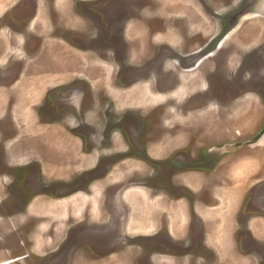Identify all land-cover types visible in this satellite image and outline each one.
I'll list each match as a JSON object with an SVG mask.
<instances>
[{"label": "rangeland", "instance_id": "374dc122", "mask_svg": "<svg viewBox=\"0 0 264 264\" xmlns=\"http://www.w3.org/2000/svg\"><path fill=\"white\" fill-rule=\"evenodd\" d=\"M5 1L0 0L5 3L0 11L9 4V0ZM10 1L14 6L0 19V47L6 46L3 43L5 25L23 32L27 43L25 50L17 49L0 64V179L4 181L0 180V264H69V260L71 264H264V100L261 107L258 98L249 91H264V7L261 5L264 0H253L254 4L249 3L251 0H240L238 6L246 4L249 6L246 11L256 15L238 18L239 29L230 35L226 34L233 30L232 25L224 23L222 28H212L202 14L210 9L219 10L221 4L230 0H208L201 10L202 16L194 15L203 28L197 34L200 41L213 37L209 42L213 44L226 35L222 50L227 51V69L236 71L239 61H244L245 72L255 68L251 70L253 75L262 74L257 79L247 74L241 81L243 87L239 91L235 89L239 100L218 108L215 104L221 96L202 89L204 75L215 70L211 59L203 60L196 70L190 71L179 69L175 63L178 56L179 64L188 59L178 55L181 52L178 50L191 49L189 38L181 45L179 35L166 31L162 37H154L153 43L139 45L140 48L129 54L134 58L121 64L122 80L120 76L115 79L112 53L116 54L117 49L110 42L111 31L115 29L109 23L113 7L110 1L102 0L105 3L98 11L95 0L85 4L62 0L61 4L67 6L66 12L74 11L75 17L67 18L62 5L60 12L52 7L53 0H44L47 2L44 6L52 12L51 23L57 26L53 31L57 42L49 48L44 47L45 37L49 35L45 12L38 9L43 19L38 17L36 22H28L35 4L43 2ZM149 2L154 3L151 9H159L169 21L174 20L172 17L188 16L181 9L195 14L190 0ZM161 2L170 15L161 10ZM121 3L122 0L115 6L118 11L125 9ZM86 9L94 12L90 14ZM178 12L184 14L176 16ZM85 14L91 17H83ZM29 27L36 33L28 31ZM130 29L131 38L145 40ZM33 35L41 39V46L35 48L32 40L30 48ZM178 42L183 47H175ZM160 46L166 49L163 54L171 53L166 69L176 76L173 84L168 82L174 76H161L158 71L153 76L141 75L143 80L138 75L131 79L129 68L139 67L138 63L147 58L155 59L158 53L154 51ZM255 49L263 50L262 62L255 65L245 62L249 52ZM218 72L220 68L216 69ZM147 77H152L151 85L162 93V99L157 102L158 95L143 91L148 88L144 85ZM222 81L225 84L226 80ZM183 82L189 87H184L178 98H172L168 94L170 90ZM74 92L84 93L82 119L102 122L103 126L108 122L115 125L117 141L123 137L129 145L127 153L105 155L108 165L112 166L105 179L92 183L101 190L100 205L97 199L93 208L95 214L84 209L87 206L79 200L81 196L83 199L84 192L90 193L87 173L95 160H85L80 154V149H89L86 142L75 145L76 133L71 131L73 125L68 121L76 113L59 111L62 109L59 106L67 101L68 105L72 104L69 96ZM142 95L148 103L139 99ZM190 100L193 102L187 104ZM187 105H192L194 110L189 111ZM165 108L174 109L175 116L164 112ZM201 111L207 113L181 117ZM193 122L196 123L193 125ZM143 133L146 140L140 138ZM241 142L244 144L239 145ZM137 143L147 147L148 157ZM214 143L225 154L211 161L206 148ZM186 144L189 145L185 147ZM116 147L124 145L117 142ZM119 155H131L134 156L131 159L138 161L128 166L125 162L131 160L120 162ZM8 175L13 178L12 182ZM120 184L139 185L144 197L149 198L148 228L152 229L146 231L148 236L129 237L120 222L126 208L121 204L111 205L112 199L109 202L112 189L103 187ZM136 198L132 201L138 208L133 205L132 214L135 216L137 212V220L141 222L143 210ZM105 214L111 219L104 221ZM176 217H180L178 222ZM248 217L246 231L241 223ZM219 218H224L225 227L234 228L229 247L223 242L208 240L206 235ZM171 224L176 229L169 231Z\"/></svg>", "mask_w": 264, "mask_h": 264}, {"label": "flooded vegetation", "instance_id": "af4514ba", "mask_svg": "<svg viewBox=\"0 0 264 264\" xmlns=\"http://www.w3.org/2000/svg\"><path fill=\"white\" fill-rule=\"evenodd\" d=\"M78 1H81L85 4L86 1H89V0H78ZM95 1H96L95 8L97 7L98 11H99V6H101L102 3L110 1L111 4L113 5L112 10H111V14H110L109 23H110V25L115 27V29L111 31V41H110L113 45V48L117 49L116 54L114 52L112 53V50H110V53L113 54L112 62L116 68L114 71V78L115 79H118L119 76H120V79L122 78L123 73H122L121 64H123L124 62L130 61L131 59L134 58L131 55L129 56V54L131 52H133L134 49L140 48L141 46H139V45H141V44H144L145 46H147L148 43H153L154 37L160 38V37H162V34L164 32L166 33V31H168V33L169 32H175L177 35H179V40H180L181 45L183 43L187 42V38L190 39V47H191L190 50H182V49L178 50V51H181V52H178V55L187 56L186 58H188V59H186L185 62H182L181 64H179L180 58H179V56L176 57L175 63L178 65L177 67L179 69L185 70V71L186 70H188V71L196 70L197 67L199 66V64L207 58H210L211 61L213 62V65L215 66L214 67L215 70L212 73L204 75L203 78L205 81V87L202 89H204L205 91L207 90V92L212 94V95L218 94L221 96L220 100L217 99L218 101H216L217 103L215 104V106L217 108L220 106L222 107L223 105H226L228 103H231L232 100H234V102H237L239 100L238 99L239 98V92H237V91H239L243 87L242 82L244 81L245 76H247V74L250 77H253L254 79H257V77H260L262 75L261 72H258V75H253L251 70H253L255 68H251L250 71L245 72V66L243 64L244 61L243 62L239 61V63L237 64V66L235 68V69H237L236 71L232 72V70L227 69V65H228L227 64V57L228 56H227V51L222 50V48H223L222 47V41H223L222 39L226 35H230L232 32L239 29V25L236 24L232 28L233 30H231L230 33H227L226 35H224L219 40H216L213 44L212 43L209 44V42L213 39V37H211L209 40H206V41H200L197 37V34L199 33V31L203 28H202V26H200V24H197L196 19L194 18V15L202 16V14H203L205 17L208 18V21L211 22L212 28H214V27L222 28L224 23H226L227 25L233 26V24L235 22H237V18H239L240 16L242 17L244 14L243 12L240 13V11H243L242 9H239V10L235 9L240 4V0H230L226 4H224V3L221 4L222 6L219 10H211L210 9L209 10L210 12L205 11L203 13L201 12V10L204 9L203 7H205V4H208V0H190L191 1L190 5H191L192 9L194 10L195 14L191 15L188 13L189 10L181 9V11H185L184 13H187L188 16L185 15L183 12L182 13L184 15L178 12L179 14L176 13L175 14L176 16H179L180 14L183 16L172 17V18H174V20H171V21H169L170 18L165 17V14L164 15L161 14L163 12H161L159 9H156V8L151 9L150 7L154 3H150L149 2L150 0H122L121 4H123L125 6V9L123 11H121L122 9H120L119 11L117 9H115L116 4L118 3V1H121V0H104L105 2H103L102 0H95ZM10 2L11 1L9 0V4L0 11V19L3 18L5 16V14L14 6V3H12V2L10 3ZM40 2H43V3L35 4L34 11L31 14V19L28 22H29V24H32V23H34L35 20L38 19V17L40 19H43V15L40 13L41 11H39L38 9H42V11L45 12V14L47 16V20H48V24L46 25V27H47V31L49 32V35H46V37H45L46 40H45L44 47L49 48L52 45H54L55 41L57 42V40L54 38L55 35L53 34V31H55V28L57 26H55L54 23H51V20L53 19L52 18V12L48 9V6L45 7L47 5V2H45L44 0H41ZM61 3H62V0H53L52 7H55L57 10H59L61 12V5H62V9L65 10V15H68L67 18H74L75 15H72V14H74V11H73V13L69 14L68 12H66V8H67L66 4H61ZM44 4H45V6H44ZM261 5L264 7V4H261ZM160 8H161V10H164V12L167 15H170L164 9L163 2L160 3ZM86 10L90 14H92L94 12V11L89 10V9H86ZM236 12H238V14H236ZM87 16L89 18L91 17V15H86V14L83 15V17H87ZM78 23H79V21H78ZM58 27H61L60 24L58 25ZM5 28L7 31L5 30L6 33H5V36L3 38V43H5L6 46L0 47V64L3 63L5 59L10 58L13 54H15L17 49L18 50L19 49L25 50L24 46L27 43V38L23 32H20L18 30L13 31L11 29V27L8 25H5ZM129 28H131L130 30L134 32L135 36H137V37L143 36L145 38V40L141 41L138 38H136L137 40H134V37L131 38L129 36V32H128ZM26 29H27V27H26ZM29 29L30 30H28V31H30L31 33H36L33 30H31L32 29L31 27H29ZM0 30H1V27H0ZM130 33H132V32H130ZM56 36H59V35H56ZM37 37H38L37 35L31 36V38H30L31 40L29 42L30 48L32 47V44H31V42H33L32 40H35V44H36L35 48H37L39 45L41 46V39H39ZM59 37L62 38V40L64 39L61 35ZM1 39L2 38L0 36V40ZM180 43L178 42V45H175V47H177V46L183 47V46L179 45ZM224 44L225 43H223V45ZM260 46H261V44H260ZM164 48H165L164 46H160L157 51H154V52L158 53V56L155 59L153 58V60H149L150 58H147L146 60H143V62L138 63V65H140L139 67L129 68L130 69L129 72L131 73L130 75H132L131 79L134 77V75H138L139 80H143L140 77L141 75H143V76L145 74L151 75L153 73H156V71H158V74H161V76L166 75V74H167L166 77H168V78H171L174 76V78H172L168 82L170 85L173 84V79H175L176 76H175V74L170 72L169 68L166 69V65L168 64V61H170L169 56L171 55V53H170V51L167 50L169 52V56L163 54V52L166 51V49H164ZM32 49H34V46ZM169 49H171V48H169ZM177 49H179V48H177ZM260 49H261V47H260ZM160 52H162V53H160ZM262 52H263V50L258 51L256 49L254 50V52H252V51L249 52V54H248L249 56L246 57L245 62H252L253 65H255L256 63L259 64V62L260 61L262 62V59H263V58H260L262 56ZM217 67L220 68V72H218V73H216V69H218ZM170 73H172V74H170ZM151 76H153V75H151ZM52 78L54 80H58L62 77H60V78L52 77ZM135 79L136 78H134L133 80H135ZM151 79H152V77H147L146 80L144 79L145 80L144 85H147L148 88L144 89L143 91L151 92L153 94L158 95L160 98L155 100L157 102L160 99H162L163 96H162V93L159 92L156 87L154 88L151 85V82H152ZM223 79L226 80L224 82L225 84L222 83ZM202 83H203V81H202ZM184 87L187 88L189 86L184 82H183V84H180V85L178 84L175 88L171 89L168 94L174 99L178 98V96L180 94H182L183 91L185 90ZM249 91L254 93V95L259 100L260 106L262 107V100H264V91L261 92V91H258L256 89L255 90L249 89ZM244 92H247V91H244ZM69 97L71 98L70 100H72L71 101L72 104L68 105L69 101H67L63 106H59L60 108H62L59 111H67V112H65V114L69 113V112H72L73 114L76 113V114H74V118L72 115L73 120L68 121L70 123L72 122V125H73L70 127L71 131L76 133L75 138H77L76 140L78 141V143H76L75 145L76 146H77V144L83 145L82 141L86 142V147L89 149H87V150H81L80 149L79 152L82 156L86 157V158H84L85 160H87V159L89 161L95 160V164L92 166V168L90 170H88L90 172L87 173L89 175L87 187L90 188L93 186L92 183L95 180H98V179L103 180V179H105V176L107 174H109L107 171L111 168L112 165H111V163L108 165L107 160L105 158V155L111 156V155H115L117 153H124V152L127 153V152H129V148H128L129 145L127 144L125 138L123 139V137H120V139H118V141H117V139L115 138V135L117 134L116 130L114 129L115 125L111 126V124H109V122L108 123L106 122L107 124H105L103 126L102 122L100 124H98V123H95L94 121H89V120L86 121L85 119H82L83 115L85 114V111L83 112V110H81V105H82V100H83L82 98L84 97L83 92H78V93L74 92V94L70 95ZM242 98H244V97H242ZM139 99L144 101V103L149 102L145 98L144 95H142V97ZM192 102H193V100H190L189 102H187V104H191ZM162 104H163V102L160 103V105H162ZM67 106L69 108H67ZM72 107H74V108L77 107V108H75L76 109L75 110ZM70 108L74 109V111H69ZM166 109L167 108L164 109V112H171V114H174V111H175L174 109L173 110H170V109L166 110ZM187 109H189V111H191V109L194 110V107H192V105H187ZM195 113H199L201 116V114L207 113V111L206 112H204V111L188 112V113L182 114L181 117L182 118H189V117H192ZM174 116H175V114H174ZM79 119H81V120H79ZM165 120H169V119L165 118ZM205 122H207V121H205ZM195 123L193 122V125ZM77 135H84L86 137H85V139H83V138H81L82 136L78 137ZM69 136H71V135L69 134ZM145 136H146L145 133H143V135L140 138H144ZM146 138L147 137H145V140H146ZM79 141H80V143H79ZM96 141H100V142L98 144H96L95 143ZM117 142L120 143V146L124 145V147L114 148L115 144ZM93 144L99 145V146L95 147ZM139 144L140 143H137V145H139ZM243 144H244V142H241L239 145H243ZM187 145H189V144H186L185 147H187ZM131 146H132V149L135 148L133 143ZM137 147L138 148L143 147V151L146 154V156L148 157V152L146 149L147 147L145 145H141V146L139 145ZM180 149H182V147ZM206 149H207L206 153L208 154V159L211 161H214V158H218V157L221 158L225 154V152L220 151V146L216 145V143L207 145ZM184 153H183V155H184ZM9 154H11V153H9ZM13 154H14V152H13ZM13 154H11L10 157L13 158ZM119 156H122V155H119ZM133 157L134 156H131V155H124V156L118 158V160H120V162L122 160H131V161H126L125 163H131V162L138 161V160L131 159ZM115 160H117V159H115ZM105 164L108 166H106ZM104 166H106V167H104ZM99 170H101V171L99 172ZM90 173H96V174L90 175ZM98 176H100V177H98ZM8 177H9V175H8ZM9 179H10V177H9ZM0 180H2V182H4L3 179H0ZM10 180L12 182L13 178ZM11 182H9V183H11ZM83 183H84V181H83ZM132 183L133 182H130L128 184H132ZM126 185L120 184V185H110L106 188L103 187V189H105V190L108 188L112 189V191L109 192V195H110L109 196V202L112 199L111 205L112 204L113 205L121 204L122 207L124 208V210L126 208V211L123 212L122 216L120 217V222L123 223V226H124V223L126 220V215H127V203H126L125 199L122 198L121 194H122V191L124 192V190L126 189L125 188ZM98 205H100V198L99 197H98ZM93 213L94 214L96 213V212H94V209H93ZM109 219H111V216L105 214L104 215V221H108ZM248 219H249V217L246 219V221L244 223H241L246 231H247V228L249 229L248 222H247ZM259 219L261 221L260 217H259ZM120 226H122V225H120ZM152 226H153V223H152ZM171 226L172 225H170V228H171ZM237 226H239V225H237ZM260 226H261V223H260ZM120 231L123 232L124 229H120ZM234 233H235V231H234ZM234 233H233V235H234ZM249 235L251 236L252 234L249 232ZM122 237H125V236L122 235Z\"/></svg>", "mask_w": 264, "mask_h": 264}, {"label": "crops", "instance_id": "0c3cea01", "mask_svg": "<svg viewBox=\"0 0 264 264\" xmlns=\"http://www.w3.org/2000/svg\"><path fill=\"white\" fill-rule=\"evenodd\" d=\"M7 1L8 0H6L5 2H7ZM3 4H5V3L4 2L0 3V6H2ZM92 188H93V190H92ZM125 188L126 189L124 190V192L122 191V194H121L122 198H124L126 203H127V215H126V220H125V223H124V226H125L126 230L125 229L124 230L126 231V233H127V235L129 237H137V236L144 237V236H148L149 234H147L148 232H146V231H148V229L149 230L152 229V227L148 228V219L150 218L149 215H148L149 214L148 210L151 207L150 202H149L150 200H149L148 197L147 198L144 197L145 194L144 193L142 194V190L140 189L139 185H138V187H135L134 185H130V186L125 187ZM90 189L92 191L90 190V193L89 192H84L83 193L84 194L83 199H82V196H81L79 200L84 202V206H87V208H84V209L89 210L90 213H91V211H93V208H95V206H96V202L95 201L98 199V196L100 195L101 190L100 191L98 190V185L97 186L93 185ZM133 192L135 194H133ZM85 195H88V198H85ZM135 196H137L136 201L141 203V208L143 210V216H142L141 222L138 221L139 220L138 216H136L137 212H136V215H135L136 217L132 214L133 205H135V207L138 208V206L132 201V199L135 201V199H134ZM93 201H94V204H93ZM69 202L71 203V201H69ZM88 204L90 206H88ZM149 205H150V207H149ZM129 208H131V209L129 210ZM144 212L146 213L145 215H144ZM180 217H176V221L177 222L180 220ZM224 221H225L224 218L217 219L216 222L212 224L213 227L209 228V232L206 233V235L208 237V240L215 241V242H223V243L226 244V246L229 247L230 246V243H229L230 242V238H231V236L234 233V228L230 229L227 226L225 227L226 224L223 225ZM171 225L173 226V224H171ZM129 228L133 229V231L127 230ZM174 229H176V228L173 227L171 229L170 225H169V231L174 230ZM263 229H264V227H263ZM173 237H175V236H173ZM221 250L224 251V249H221ZM67 256L69 257L71 255L67 254ZM71 262L72 261L69 260V264H71ZM120 264H123V263L120 262Z\"/></svg>", "mask_w": 264, "mask_h": 264}, {"label": "water", "instance_id": "95a60500", "mask_svg": "<svg viewBox=\"0 0 264 264\" xmlns=\"http://www.w3.org/2000/svg\"><path fill=\"white\" fill-rule=\"evenodd\" d=\"M249 3H253V0H251ZM249 8V6L248 5H242V6H237L235 9H237V10H239V9H242L243 11H240V13L241 12H243L244 14H247V12L248 11H246L247 9ZM234 14V13H233ZM236 14H238V12H236ZM242 15V14H241ZM241 17V16H240ZM239 17V18H240ZM237 20H238V18H237ZM237 24V22H235L234 24H233V27L235 26Z\"/></svg>", "mask_w": 264, "mask_h": 264}, {"label": "bare ground", "instance_id": "6f19581e", "mask_svg": "<svg viewBox=\"0 0 264 264\" xmlns=\"http://www.w3.org/2000/svg\"><path fill=\"white\" fill-rule=\"evenodd\" d=\"M254 4V3H253ZM256 11V10H255ZM251 14H254V13H251V12H247V14H243V16H245V15H251ZM254 15H256V14H254ZM253 17V16H252ZM39 90V89H38ZM36 93H38V92H36ZM36 95V94H35ZM242 125V124H241ZM125 164H128V166H130V164L129 163H125ZM127 166V165H126ZM118 170V169H117ZM115 172H118V171H115ZM231 175V174H230ZM233 175V174H232ZM222 186H224V185H222ZM225 186H227V185H225ZM225 189V187L222 189V190H224ZM230 189V188H229ZM233 189V188H232ZM218 190V189H217ZM219 190H220V188H219ZM222 190H220V192H222ZM234 190V189H233ZM227 191V190H226ZM218 192V191H217ZM228 192V191H227ZM221 194V193H220ZM224 194H227V193H224ZM46 206V205H45Z\"/></svg>", "mask_w": 264, "mask_h": 264}]
</instances>
